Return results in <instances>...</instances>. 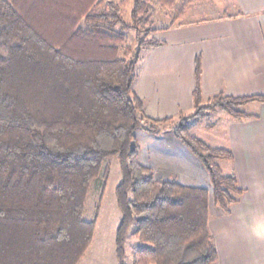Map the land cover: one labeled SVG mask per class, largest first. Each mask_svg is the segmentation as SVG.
<instances>
[{
  "label": "trees",
  "instance_id": "1",
  "mask_svg": "<svg viewBox=\"0 0 264 264\" xmlns=\"http://www.w3.org/2000/svg\"><path fill=\"white\" fill-rule=\"evenodd\" d=\"M37 1L31 8L0 0V264H79L98 222V215L85 216L89 195L97 186L99 210L111 157L122 172L115 189L119 264H127L129 234L138 240L133 264H217L210 196L228 210L244 189L221 170L220 161L233 153L190 130L204 121L212 127L218 111L249 116L240 107L264 96L221 93L203 104L197 60L195 111L152 119L134 90L143 51L161 44L150 38L157 29L145 28L152 25L150 0H132L131 21L124 17L131 0H94L74 10L65 2L60 13L49 7L54 1L49 8ZM184 9L163 28L176 25ZM132 30L134 47L127 37ZM165 124L208 171L211 194L157 180L139 160L136 131L158 135Z\"/></svg>",
  "mask_w": 264,
  "mask_h": 264
},
{
  "label": "crops",
  "instance_id": "2",
  "mask_svg": "<svg viewBox=\"0 0 264 264\" xmlns=\"http://www.w3.org/2000/svg\"><path fill=\"white\" fill-rule=\"evenodd\" d=\"M43 1L45 8L49 6L47 1H54L49 7L60 13L67 10V6L62 7L65 2L74 10L90 7L94 0ZM214 1L218 8L215 16L189 22L178 20L176 25L157 29L152 35L161 44L145 49L137 63L134 84L148 117L177 119L195 111L197 60L202 71L203 104L221 93L264 96V0ZM19 3L31 8L38 5L37 0ZM250 105L254 112L244 109ZM240 110L249 116L236 118L224 111L228 117L216 147L233 153L232 160H222L220 165L230 164L228 175L237 177L244 192L228 210L211 196L209 225L218 250L217 264H264V100L256 98ZM177 140L168 137L165 142L180 151L182 160L191 162L197 177L203 176L205 181L204 165ZM209 182L212 186L210 178ZM212 206L219 209L211 212Z\"/></svg>",
  "mask_w": 264,
  "mask_h": 264
},
{
  "label": "rangeland",
  "instance_id": "3",
  "mask_svg": "<svg viewBox=\"0 0 264 264\" xmlns=\"http://www.w3.org/2000/svg\"><path fill=\"white\" fill-rule=\"evenodd\" d=\"M183 5L185 11L183 15L180 16L179 21L185 22L201 18H211L217 14L215 11L218 9L216 8L217 1L214 0H164V4H162L160 0H150V6L153 10L152 25H147L145 28L152 26L156 29H160L167 26L173 20L174 15L177 14L178 9L182 8ZM131 9L132 1L124 8V17L126 21H131ZM152 35L150 38L153 37ZM140 36L143 37L144 34L141 33ZM127 37L129 45L133 47L137 45L136 31L132 30L127 32ZM144 52L145 50L142 53V57L145 54ZM244 109L249 112H254L252 105L246 106ZM226 117H228L226 112L218 111V113L210 119L213 123L212 127H207V122L204 121V123L200 125H193L190 131L193 135L206 140L213 146H216L220 144L219 142L223 137V129L225 125L224 120ZM172 129V125L165 124L162 126V132L158 135L141 129L137 130V142L140 146L139 160L147 166L150 165L149 167L152 166L151 168L153 169L157 180L176 179L179 183L188 186H192L190 184H201L199 187L206 188L211 194L212 186L209 182V173H207L206 170H202L203 172L205 171L204 174L206 173V180L202 181L205 178L199 175L197 177L195 169L191 168V162H185L182 160L180 151L174 146L166 144V138L174 137L172 135ZM179 143H181L180 140ZM184 148L188 149L186 145H184ZM187 151L189 152V149ZM109 163L111 166L110 178L99 210H97L99 203L98 187L95 186L89 195L85 216L88 220H92L98 215L96 217L98 222L93 241L79 264H119L115 251V238L121 217V210L117 203L115 189L121 182L122 172L116 157L109 158ZM229 165L230 164L226 162L221 163V170L223 173H230ZM218 209V207L212 206L211 212H215ZM133 228L134 227L131 228V231ZM136 244H138V240L130 234L127 235L125 243V263L133 264V255Z\"/></svg>",
  "mask_w": 264,
  "mask_h": 264
}]
</instances>
